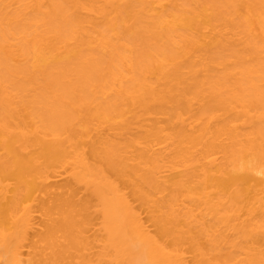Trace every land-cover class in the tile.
<instances>
[{
  "label": "bare ground",
  "instance_id": "1",
  "mask_svg": "<svg viewBox=\"0 0 264 264\" xmlns=\"http://www.w3.org/2000/svg\"><path fill=\"white\" fill-rule=\"evenodd\" d=\"M10 1L41 7L40 0ZM164 1L62 0L47 19L52 31L40 32L33 47L52 55L46 64L66 52L77 81L68 80L71 71L48 72L44 128H65L58 123L64 96L82 107V135L45 138L29 129L14 118L16 96L0 84V137L9 156L0 157V264H264V0H252L257 34L231 16V4L210 15L187 13L176 28ZM128 11L135 24L146 19L180 43L185 58L160 68L155 82L127 88L131 104L112 123L82 91L96 76L121 84L112 69L124 65V44L107 32ZM72 27L86 36L70 47ZM186 28L194 32L185 35ZM209 34L211 47L203 44ZM10 40L3 48L12 52ZM225 57L232 64L218 62ZM216 173L226 174L221 191L209 189Z\"/></svg>",
  "mask_w": 264,
  "mask_h": 264
},
{
  "label": "rangeland",
  "instance_id": "2",
  "mask_svg": "<svg viewBox=\"0 0 264 264\" xmlns=\"http://www.w3.org/2000/svg\"><path fill=\"white\" fill-rule=\"evenodd\" d=\"M60 1L62 0H40L41 7L36 8L33 2L23 7L11 3L10 0H0V84L11 95L16 96L14 118L29 126V129L37 127L42 135L44 134L46 136L45 138H51V134H59L62 137L69 136L72 135L73 130L82 135L86 131L83 122L82 107L78 104V99H69L64 96L61 97V104L65 106L66 110L60 114L58 123L65 128L57 131V133L44 128V124L47 122V115H49L47 112L49 108L47 106L49 104L47 99L52 93L51 87L46 84L49 79L48 72L59 69L71 71L68 72V80L73 86L77 81V77L72 73L73 65L70 63L71 59L64 60L67 55L66 52L56 54L59 56V62L54 64L49 62L46 64L52 55L44 53L42 49L33 47V43L40 32L52 31L48 27L50 22L47 24V19L57 11ZM164 2L166 3L167 11L177 18L174 24L179 29L183 28L185 14L187 15V13L198 10L205 15H210L213 8L224 10L231 4L229 8L231 16L245 21L252 34L259 32L257 10H255L252 0H234L233 2L231 0H165ZM61 10L64 16L71 14V11L66 7L61 8ZM261 10L264 13V8ZM130 14L131 12L128 11L124 15L115 16L118 18L114 20V29L108 32L106 31L108 37L124 44L122 51L124 65L122 66L121 63H117L112 69L114 72L113 75L121 79V84L106 86L107 83L105 84V82L96 80L99 79L96 76L88 83L89 86L82 91L87 101H93L104 108L107 119L112 123H120L124 119L126 111L131 104L127 88H133L140 80L155 82L160 76V68L170 67L176 61L185 58L183 50L179 47L180 43H174L169 39L167 40L165 35L162 36L160 34L161 28H155L151 23L144 22L147 21L146 19L139 24H135L132 18L129 17ZM99 21L102 22L100 19ZM134 24L135 27L133 26ZM74 28L72 27L69 31L71 33L69 36L72 37L70 47L74 46L75 41L80 39L79 37L86 36L85 32L80 33L78 30H73ZM131 28L133 29L132 34H126L127 30ZM100 29L105 31L101 24ZM54 31L56 30L54 29ZM189 32L194 31L188 30L184 34L187 35ZM11 37L15 39L10 40ZM7 39L14 44V51L12 52H9L6 47L5 50L7 52H5L3 48L6 45ZM214 40V35L209 34L203 44L211 47L213 46ZM106 50L104 49L103 55L102 53L99 54L103 66H107L109 63V59L105 54L107 52ZM38 53L43 54L46 60L39 61L37 59ZM232 60L233 57H225L224 59L218 60V62L232 64ZM48 67L50 68L48 69ZM117 68L119 70L116 71ZM60 95L62 94L60 93ZM2 115L3 112L0 110V116ZM3 139L0 137V157L2 161H7L9 156L3 148L5 147L3 146L4 143L1 144ZM79 139L88 141L90 140V135H83ZM245 162H240L238 169L244 170L243 167L247 165ZM10 168L13 170L12 167ZM10 168L8 167L7 171H11ZM229 169H232V167H229ZM225 177L226 174L216 173L208 181L209 189L211 191H221L222 189L218 182ZM6 183L10 184L11 187H14V184H16V182L14 183V181L10 180L6 181ZM191 185L194 186L195 184L193 183ZM241 188L246 192L249 185L244 184ZM21 191L23 194L24 190ZM243 205L244 202L241 203V206ZM4 218V224L1 223L3 226L7 224V214H5Z\"/></svg>",
  "mask_w": 264,
  "mask_h": 264
}]
</instances>
